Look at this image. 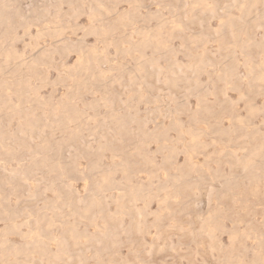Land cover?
<instances>
[{"label": "rangeland", "instance_id": "1", "mask_svg": "<svg viewBox=\"0 0 264 264\" xmlns=\"http://www.w3.org/2000/svg\"><path fill=\"white\" fill-rule=\"evenodd\" d=\"M133 1L0 0V264H264V0Z\"/></svg>", "mask_w": 264, "mask_h": 264}, {"label": "bare ground", "instance_id": "2", "mask_svg": "<svg viewBox=\"0 0 264 264\" xmlns=\"http://www.w3.org/2000/svg\"><path fill=\"white\" fill-rule=\"evenodd\" d=\"M203 1H204V0H198L197 3H199V4H203ZM205 1H206V0H205ZM211 1H213V0H211ZM1 2H2V0H1ZM175 2H176V1H175ZM180 2H181V0H180ZM253 2H254V1H253ZM256 3H257V2H256ZM183 4H184V1H183ZM253 4H254V3H253ZM132 5H133L134 8L137 9V8H139L140 3H139L138 0H134L133 3H132ZM157 5H158V4H157ZM185 5H186V3H185ZM215 5H216V3H215ZM251 5H252V4H251ZM254 5H255V4H254ZM195 6H198V4H197V5L195 4ZM212 6H213V5H212ZM240 6H241V5H240ZM226 7H227V6H226ZM242 7H243V5H242ZM181 8H182V7H181ZM181 8H180V9H181ZM184 8H185V7H184ZM213 8H214V7H213ZM217 8H219V7H217ZM244 8H245V6H244ZM169 9H170V8H169ZM177 9H178V8H177ZM215 9H216V8H215ZM117 10H118V9H117ZM141 10H142V9H141ZM170 10H171V9H170ZM182 10H183V9H181V11H182ZM184 10H185V9H184ZM184 10H183V11H184ZM199 10H200V9H199ZM213 10H214V9H213ZM213 10H211V11H213ZM242 10H243V9H241V11H242ZM160 11H161V10H160ZM160 11H159V12H160ZM244 11H245V9H244ZM247 11H248V8H247ZM251 11H252V10H251ZM154 12H155V11H154ZM167 12H168V11H167ZM198 12H199V11H198ZM203 12H204V11H202V13H203ZM157 13H158V12H157ZM173 13H175V11H174ZM182 13H183V12H182ZM185 13H186V12H185ZM205 13H207V12H205ZM186 14H187V13H186ZM230 14H231V13H230ZM154 15H156V14H154ZM162 15H163V14H162ZM173 15H175V14H173ZM183 15H184V14H183ZM228 15H229V14H228ZM254 15H255V14H254ZM150 16H151V15H150ZM240 16H241V15H240ZM242 16H243V15H242ZM248 16H249V15H248ZM146 17H147V16H146ZM150 18H151V17H150ZM170 18H171V17H170ZM176 18H177V17H176ZM233 18H234V19H237V18H235V17H233ZM239 18H240V17H239ZM258 18H259V17H258ZM161 19H162V18H161ZM161 19H160V20H161ZM172 19H173V18H172ZM176 20H177V19H176ZM176 20H175V21H176ZM239 20H240V19H239ZM63 21H64V20H63ZM177 21H179V19H178ZM241 21H242V20H241ZM188 22H189V21H188ZM260 22H261V21H260ZM145 23H146V20H145ZM176 23H177V22H176ZM191 23H192V22H191ZM237 23H238V22H237ZM159 24H163V22H162V23H159ZM255 25H257V24H255ZM147 26H148V25H147ZM162 26H163V25H162ZM165 26H166V25H165ZM61 27H62V25L59 24V23H55V24H53V25H49V24H47V25L44 26L40 31H44V30L47 31V32L49 31V33H50L51 35H54V34H58V33H59V30H60ZM144 27H145V26H144ZM157 27H159L158 24H157ZM157 27H156V28H157ZM166 27H167V26H166ZM253 27H254V26H253ZM147 28H148V27H147ZM149 28H150V27H149ZM149 28H148V29H149ZM154 28H155V27H154ZM169 28H170V27H169ZM178 28H180V26H179ZM182 28H183V27H182ZM234 28H235V27H234ZM234 28H233V29H234ZM236 28H237V27H236ZM131 29H132V28H131ZM135 29H136V28H135ZM148 29H147V30H148ZM150 29H151V28H150ZM157 29H158V28H157ZM185 29H186V28H185ZM61 30H62V29H61ZM137 30H138V29H137ZM142 30H143V29H142ZM161 30H162V29H161ZM208 30H209V29H208ZM238 30H240V29H236V31H238ZM242 30H243V27L241 26V31H242ZM157 31H158V30H157ZM157 31H156V32H157ZM171 31H172V30H171ZM175 31H177V30H175ZM203 31H205V30H203ZM246 31H247V30H246ZM86 32H87V30H86ZM149 32H150V34H151V31H148V33H149ZM173 32H174V31H173ZM187 32H188V31H187ZM233 32H234V31H233ZM238 32H240V31H238ZM87 33H88V32H87ZM90 33H91V32H90ZM153 33H154V32H153ZM157 33H158V32H157ZM162 33H163V31H162ZM188 33H189V32H188ZM208 33H209V32H208ZM208 33H207V34H208ZM227 33H229V32H227ZM47 34H48V33H47ZM144 34H145V33H144ZM154 34H155V33H154ZM158 34H159V33H158ZM165 34H166V33H165ZM168 34H169V33L167 32V35H168ZM186 34H187V33H186ZM192 34H193V33H192ZM204 34H206V33H204ZM248 34H249V33H248ZM152 35H153V34H152ZM152 35H151V36H152ZM156 35H157V34H156ZM181 35H182V34H181ZM188 35H189V34H188ZM190 35H191V33H190ZM202 35H203V34H202ZM211 35H212V34H211ZM231 35H232V34H231ZM236 35H237V34H236ZM145 36H146V35H145ZM162 36H163V35H161V37H159V38H162ZM169 36H170V34H169ZM178 36H179V35H178ZM186 36H187V35H186ZM203 36H204V35H203ZM205 36L207 37V35H205ZM208 36H209V35H208ZM226 36H228V35H226ZM249 36H250V34H249ZM54 37H55V36H54ZM129 37H130V36H129ZM152 37L154 38V36H152ZM157 37H158V36H157ZM176 37H177V36H176ZM183 37H184V35H183ZM192 37H193V36H191V38H192ZM211 37H212V36H211ZM228 37H229V36H228ZM236 37H237V36H236ZM239 37H240V36H239ZM246 37H248V36H247V33H246ZM52 38H53V37H52ZM149 38H150V36H149ZM167 38H168V37H167ZM167 38H166V40L168 41L169 38H168V39H167ZM185 38H186V37H185ZM188 38H190V36H189ZM191 38H190L189 40H193V39H191ZM208 38H209V37H208ZM213 38H214V37H213ZM249 38H250V37H249ZM127 39H128V41H129V39L132 40L131 38H126V39H124V40L126 41ZM154 39H155V38H154ZM179 39H180V38H179ZM194 39H195V37H194ZM203 39H204V38H203ZM243 39H244V37H243ZM34 40H35V38H34ZM117 40H118V39H117ZM149 40H151V39H149ZM149 40H148V41H149ZM159 40H160V39H159ZM186 40H187V38H186ZM200 40H201V39H200ZM248 40H249V39H248ZM128 41H126V42L128 43ZM137 41H138V40H137ZM137 41L134 42V43H137ZM143 41H144V40H143ZM145 41H147V39H145ZM148 41H147V42H148ZM156 41L158 42V40H156ZM170 41L172 42V39H170ZM181 41H182V39H180V44L182 43ZM202 41H203V40H202ZM221 41H222V40H221ZM226 41H228V40H227V37H226V40H225V41H224V40L222 41V42L224 43V46H225ZM250 41H251V40H250ZM250 41H248V42H250ZM132 42H133V40H132ZM198 42H199V41H198ZM120 43H121V42H120ZM127 43H126V44H127ZM129 43H130V42H129ZM155 43H156V42H155ZM185 43H186V41H185ZM192 43L194 44L195 42H192ZM54 44H55V43H54ZM141 44H142V43H141ZM144 44H145V42H144ZM161 44H162V43H161ZM164 44H165V42H164ZM186 44H187V43H186ZM199 44L202 45V43H200V42H199ZM230 44H231V43H230ZM237 44L240 45L239 43H237ZM242 44H244V43L242 42ZM242 44H241V45H242ZM33 45H34V44H33ZM33 45H32V46H33ZM96 45H97V44H96ZM111 45L114 47V44H111ZM135 45H136V44H135ZM152 45H153V44H152ZM157 45H159V44H155V46H157ZM182 45H185L184 42L182 43ZM220 45H221V44H220ZM226 45H227V44H226ZM241 45H240V46H241ZM38 46H39V45H38ZM129 46H131V45H129ZM129 46H128V47H129ZM136 46H137V45H136ZM140 46H141V45H140ZM149 46H150V45H149ZM194 46H196V44H195ZM194 46H193V47H194ZM199 46H200V45H199ZM222 46H223V45H221L220 47L223 48L224 46H223V47H222ZM233 46H236V45H233ZM248 46H249V45H248ZM92 47H93V46H92ZM120 47H121V46H120ZM142 47H144V46H142ZM142 47H141V49H142ZM193 47L191 48V46H190L191 51H192ZM202 47H203V46H202ZM236 47H237V46H236ZM259 47H261V46H259ZM38 48H39V47H38ZM76 48H77V46H76ZM106 48H107V46H106ZM187 48H188V51H189V54H190V50H189L190 48H189V47H187ZM187 48H186V49H187ZM199 48H200V47H199ZM199 48H198V49H199ZM227 48L229 49V47H227ZM227 48L225 47V48H223V49H227ZM51 49H52V48H51ZM104 49H105V48H104ZM128 49H129V48H128ZM138 49H139V47H138ZM195 49H196V48H195ZM200 49H202V48H200ZM239 49H240V48H239ZM41 50H42V49H41ZM97 50H98V49H97ZM124 50H125V49H124ZM130 50H131V49H130ZM169 50H170V49H169ZM240 50H241V49H240ZM242 50H243V48H242ZM245 50H246V48H245ZM82 51H83V50H82ZM95 51H96V50H95ZM128 51H129V50H127V52H128ZM138 51H139V50H138ZM170 51H171V50H170ZM203 51H204V50H203ZM228 51H229V50H228ZM233 51H234V50H232V52H233ZM260 51H261V50H260ZM262 51H263V49H262ZM78 52H79V50H78ZM86 52H87V51H86ZM89 52H90V51H89ZM132 52H133V51H132ZM186 52H187V51H186ZM192 52H193V51H192ZM246 52H247V51H246ZM92 53H93V51H92ZM203 53H204V55H205L206 52H203ZM203 53H202L200 56H202ZM262 53H263V52H262ZM35 54H36V53H35ZM40 54H41V53H40ZM40 54L37 55L38 58H40V56H39ZM77 54H78V53H77ZM87 54H88V53H87ZM124 54H125V52H124ZM198 54H199V53H198ZM229 54H230V53H229ZM229 54H228V55H229ZM44 55H45V54H44ZM49 55H50V53H49ZM89 55H90V54H89ZM122 55H123V54H122ZM170 55H171V54H170ZM170 55H169V56H170ZM79 56H80V55H79ZM123 56H124V55H123ZM130 56H131V55H130ZM169 56H167V57H169ZM194 56H195V55H194ZM231 56H232V55H231ZM231 56H230V57H231ZM259 56H260V55H259ZM124 57H125V56H124ZM196 57L198 58V55H197ZM38 58H37V59H38ZM50 58H51V57H50ZM82 58H84V57H82ZM87 58H88V57H87ZM108 58H110V57H108ZM133 58H134V57H133ZM154 58H155V57H154ZM191 58H193V57H191ZM197 58H196L195 60H199V59H197ZM202 58H203V57H202ZM231 58H232V57H231ZM243 58H245V57H243ZM253 58H254V57H253ZM259 58H260V57H259ZM16 59H19V60L21 61L20 58H16ZM22 59H23V58H22ZM33 59H34V58H33ZM43 59H44V58H43ZM155 59H156V58H155ZM158 59H159V57H158ZM203 59H204V58H203ZM249 59H251V56H250ZM40 60H41V59H40ZM91 60H92V59H91ZM111 60H112V59H111ZM133 60H134V59H133ZM135 60H136V57H135ZM246 60H247V59H246ZM260 60H262V59H260ZM10 61H11V60H9V62H10ZM137 61H138V60H137ZM206 61H207V58H206ZM208 61H209V60H208ZM3 62H4V61H3ZM34 62H35V61H34ZM116 62H117V60H116ZM157 62H158V61H157ZM189 62H190V61H189ZM192 62H193V61H192V59H191V63H192ZM194 62H196V61H194ZM237 62H238V61H237ZM245 62H246V64H247V61H245ZM5 63H6V62H5ZM27 63H28V62H27ZM135 63H136V61H135ZM147 63H148V62H147ZM196 63H197V62H196ZM200 63H201V62H200ZM204 63H205V62H202V64H204ZM220 63H221V62H220ZM227 63H228V62H227ZM227 63H226V65H227ZM243 63H244V62H243ZM256 63H257L258 65H260L259 62H256ZM263 63H264V60H263ZM21 64H22V63H21ZM122 64H123V63H122ZM124 64H125V63H124ZM145 64H146V62H145ZM154 64H155V63H154ZM171 64H172V63H171ZM198 64H199V62H198ZM224 64H225V62H224ZM11 65H12V64H11ZM28 65H29V64H28ZM136 65H137V64H136ZM190 65H191V64H189L188 66H190ZM194 65H195V64H194ZM194 65H193V66H194ZM209 65H210V64H209ZM244 65H245V64H244ZM262 65H263V64H262ZM262 65H261V66H262ZM9 66H10V65H9ZM15 66H17V64H16ZM121 66H122V65H121ZM124 66H125V65H124ZM138 66H139V65H138ZM201 66H202V65H201ZM204 66H205V64H204ZM216 66H217V65H216ZM227 66H230L229 63H228ZM248 66H249V65H248ZM255 66H256V64H255ZM255 66H254V67H255ZM5 67H6V66H5ZM5 67H4V68H5ZM29 67H30V66H29ZM29 67H28V68H29ZM122 67H123V66H122ZM126 67H127V66L124 67L125 70L127 69ZM225 67H226V66H225ZM14 68H15V67H14ZM16 68H22V66H21V67H16ZM24 68H25V67H24ZM129 68H130V66H129ZM197 68H198V67H197ZM197 68H196V69H197ZM202 68H203V66H202ZM222 68H223V70H224V66H223ZM248 68H249V67H248ZM255 68H256V67H255ZM32 69H33V68H32ZM37 69H38V67H37ZM133 69H134V68H133ZM133 69H132V70H133ZM170 69H171V68H170ZM190 69H191V66H190ZM199 69H200V68H199ZM199 69H198V70H199ZM205 69H206V68H205ZM219 69H221V68H219ZM227 69H228V68H227ZM20 70H21V69H20ZM27 70H28V69H27ZM119 70H120V69H119ZM125 70H124V71H125ZM127 70H128V69H127ZM129 70H131V69H129ZM134 70H137V69H134ZM198 70H197V71H198ZM201 70H203V69H201ZM201 70H200V71H201ZM217 70H218V69H217ZM217 70H216V71H217ZM246 70H247V69H246ZM253 70H254V69H253ZM256 70H259V69H258V66H257V69H255V72H256ZM260 70H261V69H260ZM117 71H118V70H117ZM122 71H123V69H122ZM169 71H170V70H169ZM172 71H173V69H172ZM193 71H194V70H193ZM224 71H225V70H224ZM18 72H21V71L18 70ZM40 72H41V71H40ZM125 72H126V71H125ZM127 72H128V71H127ZM134 72H135V71H134ZM142 72H143V71H142ZM147 72H148V71H147ZM147 72H143V73L145 74V73H147ZM188 72H189V71H188ZM191 72H192V71H191ZM198 72H199V71H198ZM219 72H221V70H220ZM222 72H223V71H222ZM14 73H15V72H14ZM22 73H23V71H22ZM25 73H26V72H25ZM121 73H122V72H121ZM129 73H130V72H129ZM174 73H175V72H174ZM213 73H214V72H213ZM233 73H234V72H233ZM260 73H261V72H260ZM260 73H259V71H258V74H257V75H259ZM19 74H20V73H19ZM41 74H42V72H41ZM175 74H176V73H175ZM222 74H223V73H222ZM228 74H229V73H228ZM248 74H249V73H248ZM261 74H262V73H261ZM20 75H21V74H20ZM104 75H105V74H104ZM119 75H120V73H119ZM119 75H118V76H119ZM139 75H140V74H139ZM176 75H177V74H176ZM257 75H256V76H257ZM26 76H27V75H26ZM36 76H37V75H36ZM42 76H43V75H42ZM118 76H116V77H118ZM141 76H142V75H141ZM143 76H144V75H143ZM219 76H220V75H219ZM230 76H234V75L230 74ZM256 76H255V77H256ZM259 76H260V77H263V76H261V75H259ZM175 77H176V76H175ZM178 77H179V76H178ZM251 77H252V76H251ZM253 77H254V75H253ZM18 78H19V77H18ZM18 78H17V79H18ZM22 78H23V77H22ZM26 78H27V77H26ZM141 78H142V77H141ZM166 78H167V77H166ZM172 78H174V76H173ZM222 78H225V76H222ZM227 78H228V77H227ZM247 78H248V77H247ZM247 78H246V79H247ZM257 78H258V77H257ZM109 79H110V78H108V81H109ZM111 79H112V78H111ZM122 79H123V78H122ZM132 79H133V78H132ZM138 79H139V78H138ZM144 79H145V78H144ZM167 79H168V78H167ZM174 79H175V78H174ZM192 79H193V78H192ZM214 79H215V77H214ZM236 79H237V78H236ZM255 79H256V78H255ZM255 79H254V80H255ZM28 80H29V77H28ZM28 80H27V81H28ZM77 80H78V79H77ZM142 80H143V79H142ZM216 80H217V82H218V79H216ZM242 80H243V79H242ZM249 80H250V79H249ZM252 80H253V79H252ZM257 80H258V79H257ZM259 80L262 82V81L264 80V78H263V80H262V78H260ZM259 80H258V81H259ZM24 81H25V79H24ZM24 81H23V82H24ZM29 81H31V80H29ZM40 81H41V79H40ZM42 81H43V79H42ZM42 81H41V82H42ZM75 81H76V80H75ZM75 81H74V82H75ZM104 81H105V80H104ZM137 81H138V80H137ZM137 81L135 80V82H137ZM176 81H178V80H176ZM219 81H220V80H219ZM225 81H227V79H226ZM246 81H247V80H246ZM109 82H110V81H109ZM120 82H122V81H120ZM168 82H169V81H168ZM174 82H175V81H174ZM221 82H222V84H223V81H221ZM228 82H229V80H228ZM234 82H235V81H234ZM239 82H240V81H239ZM244 82H245V81H244ZM244 82H243V83H244ZM4 83H5V82H4ZM6 83H7V82H6ZM103 83H104V82H103ZM107 83H108V82H107ZM107 83H106V85H107ZM197 83H198V82H197ZM225 83H227V82H225ZM230 83H231V82H230ZM240 83H241V82H240ZM250 83H251V82H250ZM252 83H253V82H252ZM256 83H257V82H256ZM1 84H2V83H1ZM23 84H24V83H23ZM199 84H200V83H199ZM254 84H255V83H254ZM263 84H264V83H263ZM20 85H22V84L20 83ZM101 85H102V84H101ZM103 85H104V84H103ZM139 85H140V84H139ZM174 85H176V83H175ZM232 85H233V82H232ZM247 85H249V87L251 86L250 84H247ZM25 86H26V84H25ZM27 86H28V85H27ZM72 86H73V85H72ZM149 86H150V85H149ZM254 86H255V85H254ZM254 86H252V87H254ZM263 86H264V85H263ZM23 87H24V86H23ZM83 87H84V86H83ZM108 87H109V86H108ZM108 87H107V88H108ZM139 87H141V86H139ZM191 87H192V86H191ZM193 87H194V86H193ZM197 87H198V86H197ZM197 87H196V88H197ZM224 87H225V86H224ZM226 87H227V86H226ZM242 87H243V86H242ZM255 87H256V86H255ZM261 87H262V86H261ZM103 88H104V86H103ZM188 88H189V87H188ZM188 88H187V89H188ZM198 88H199V87H198ZM220 88H221V87H220ZM222 88H223V87H222ZM250 88H251V87H250ZM259 88H260V87H259ZM203 89H204V88H203ZM214 89H215V88H214ZM224 89H225V88H224ZM245 89H246V88H245ZM245 89H244V87H243L242 90L244 91ZM252 89H253V88H252ZM252 89H251V90H252ZM82 90H83V89H82ZM107 90H108V89H107ZM107 90H106V91H107ZM149 90H150V88H149ZM240 90H241V89H240ZM249 90H250V89H249ZM253 90H254V89H253ZM261 90L264 91V89H261ZM22 91H23V90H22ZM25 91H26V90H25ZM25 91H24V92H25ZM141 91H142V90H141ZM151 91H152V90H151ZM194 91H195V90H194ZM194 91L192 90V92H190V93H193ZM220 91H221V90H220ZM223 91H224V90H223ZM199 92H201V91H199ZM203 92H204V91H203ZM246 92H247V91H246ZM30 93H31V92H30ZM30 93H29V94H30ZM37 93H38V92H37ZM138 93H139V92H138ZM141 93H142V92H141ZM241 93H242V92H241ZM241 93H239V94L241 95ZM243 93H244V92H243ZM152 94H153V92H152ZM205 94H207V92H206V88H205ZM36 95H37V94H36ZM202 95H203V94L201 93V96H202ZM105 96H106V95H105ZM136 96H138V95L136 94ZM198 96H199V95H198ZM33 97H34V96H33ZM153 97H154V96H153ZM240 97H241V96H240ZM242 97H244V94H243ZM102 98H103V97H102ZM131 98H132V97H131ZM134 98H135V97H134ZM154 98H156V97H154ZM34 99H35V98H34ZM34 99H33V100H34ZM38 99H39V98H38ZM96 99H97V97H96ZM185 99H186V98H185ZM98 100H99V99H98ZM100 100H101V99H100ZM104 100H105V98H104ZM141 100H142V99H141ZM11 101H12V100H11ZM11 101H10V102H11ZM38 101H39V100H38ZM67 101H68V100H67ZM96 101H97V100H96ZM105 101H106V100H105ZM131 101H132V100H131ZM177 101H178V100H177ZM205 101H206V100H205ZM6 102H8V101H6ZM57 102H58V101H57ZM60 102H61V101H60ZM179 102H180V101H179ZM14 103H15V102H14ZM101 103H102V102H101ZM103 103H104V102H103ZM199 103H200V102H199ZM202 103H203V101H202ZM45 104H46V103H45ZM45 104H43V106H44ZM55 104H56V103H55ZM67 104H68V103H67ZM31 105H32V104H31ZM95 105H96V104H95ZM202 105H203V104H202ZM209 105H210V104H208L207 106L210 108L212 104H211L210 106H209ZM249 105H250V104H249ZM10 106H11V105H10ZM12 106H13V105H12ZM38 106H39V105H38ZM128 106H129V105H128ZM175 106H176V105H175ZM13 107H14V106H13ZM40 107H41V105H40ZM173 107H174V106H173ZM197 107H198V106H197ZM3 108H4V107H3ZM3 108H2V109H3ZM201 108H202V107L197 108V110H198V109H201ZM226 108H227V107H226ZM248 108H251V107L248 106ZM255 108H256V107H255ZM43 109H44V107H43ZM177 109H178V108H177ZM202 109H205V107L202 108ZM212 109H213V108H212ZM231 109H232V108H231ZM173 110L175 111V108H174ZM208 110H209V109L207 108L206 113L208 112ZM210 110H211V109H210ZM42 111H43V110H42ZM45 111H46V110H45ZM174 111H172V112H174ZM250 111H251V110H250ZM253 111H254V110H253ZM253 111H252V112H253ZM26 112H27V111H26ZM193 112L196 113L197 111L194 110ZM193 112H192V113H193ZM23 113H24V112H23ZM49 113H50V112H49ZM192 113H189V115L192 114ZM194 113L192 114V116L194 115ZM202 113H204V112H202V110H201V113H200V114H202ZM206 113H205V114H206ZM12 114H13V113H12ZM26 114H27V113H26ZM200 114H198V116H200ZM209 114H210V113H208V115H209ZM27 115H28V114H27ZM171 115H172V114H171ZM176 115H177V114H176ZM192 116H191V117H192ZM23 117H25V115H23ZM31 117H32V116H31ZM35 117H36V116H35ZM115 117H116V116H115ZM193 117H194V116H193ZM249 117H250V116H249ZM189 118H190V117H189ZM199 118H200V117H199ZM29 119H30V118H29ZM171 119H172V118H171ZM171 119H170V120H171ZM173 119H174V118H173ZM190 119H191V118H190ZM203 119H205V118H203ZM248 119H249V118H248ZM248 119H247V121H248ZM194 120H195V119H194ZM48 121H50V120H48ZM48 121H47V122H48ZM52 121H53V120H52ZM55 121H56V120H55ZM118 121H119V120H118ZM120 121H121V120H120ZM173 121H174V120H173ZM189 121H190V120H189ZM206 121H208V120H206ZM90 122H91V121H90ZM95 122H96V120H95ZM197 122H200L199 119L197 120ZM209 122H210V121H209ZM212 122H213V121H212ZM179 123H180V122H179ZM207 123H208V122H207ZM213 123H214V122H213ZM213 123H210V124L212 125ZM235 123H236V121L234 122V124H235ZM178 125H179V124H178ZM218 125H219V124H218ZM173 126H174V125H173ZM173 126H172V128H173ZM176 126H177V125H176ZM176 126H174V127H176ZM180 126H181V123H180ZM208 126H209V125H208ZM214 126H215V125H214ZM181 127H182V126H181ZM241 127H242V126H241ZM177 128H178V127H177ZM207 128H208V127H207ZM215 128H216V127H215ZM242 128H243V127H242ZM251 128H252V126H251ZM183 129L186 130L187 127L183 128ZM210 129H211V128H210ZM216 129H217V128H216ZM229 129H230V128H229ZM231 129H232V128H231ZM245 129H246V128H245ZM162 130H163V129H162ZM218 130H219V129H218ZM249 130H250V129H249ZM255 130H256V129H255ZM18 131H19V130H18ZM80 131H81V130H80ZM183 131H184V130H183ZM190 131H191V130H190ZM203 131H204V130H203ZM227 131H228V129H227ZM15 132H16V131H15ZM24 132H25V130H24ZM74 132H75V130H74ZM155 132H156V131H155ZM191 132L194 133V130H192ZM243 132H244V131H243ZM254 132H255V131H254ZM3 133H4V132H3ZM75 133H76V132H75ZM156 133H157V132H156ZM182 133H183V132H182ZM186 133L191 134L190 132H186ZM195 133H196V131H195ZM208 133H210V131H209ZM221 133H222V132H221ZM255 133H256V132H255ZM259 133H260V132H259ZM4 134H5V133H4ZM15 134H16V133H15ZM164 134H165V133H164ZM256 134H257V133H256ZM13 135H14V134H13ZM197 135L199 136L198 133H197ZM201 135H202V134H201ZM220 135H221V134H220ZM223 135H224V134H223ZM225 135H226V134H225ZM258 135H259V134H258ZM16 136H17V134H16ZM76 136H77V135H76ZM182 136H184V135H182ZM186 136H187V139H188V138H189L188 135H186ZM235 136H236V135H235ZM235 136H234V137H235ZM7 137H8V136H7ZM22 137H23V136H22ZM150 137H151V135H150ZM245 137H246V136H245ZM251 137H252V136H251ZM251 137H249V138H251ZM254 137H255V136H253V138H254ZM9 138H10V137H9ZM17 138H18V137H17ZM157 138H158V136H157ZM163 138H164V137H163ZM41 139H42V138H41ZM144 139H145V138H143V140H144ZM220 139H221V138H220ZM220 139L217 140V141H220ZM259 139H260V138H259ZM263 139H264V138H263ZM6 140H7V139H6ZM68 140H69V139H68ZM176 140H177V139H176ZM201 140H202V139H201ZM228 140H229V139H228ZM17 141H18V140H17ZM71 141H72V140H71ZM140 141H141V140H140ZM221 141H222V140H221ZM242 141L244 142V140H242ZM251 141H252V140H251ZM104 142H106V141H104ZM180 142H181V141H180ZM259 142H261V140H259ZM5 143H6V141H5ZM144 143H145V142H144ZM184 143H185V142H184ZM225 143H227V142H225ZM254 143H255V142H254ZM6 144H7V143H6ZM20 144H21V143H20ZM40 144H41V143H40ZM43 144H44V143H43ZM102 144H103V143H102ZM165 144H166V143H165ZM168 144H169V143H168ZM251 144H252V142H251ZM256 144H257V142H256ZM3 145H4V144H3ZM59 145H60V144H59ZM138 145H139V144H138ZM174 145H175V144H174ZM183 145H184V144H183ZM185 145H186V144H185ZM244 145H245V144H244ZM262 145H263V144H262ZM20 146H21V145H20ZM22 146H23V145H22ZM161 146H162V145H161ZM186 146H187V145H186ZM225 146H226V145H225ZM50 147H51V146H50ZM50 147H48V148H50ZM54 147H55V146H54ZM62 147H63V146H62ZM137 147H138V146H137ZM164 147H166V145H165ZM173 147H174V146H172L171 149H172ZM196 147H197V146H196ZM221 147H222V146H221ZM221 147H220V148H221ZM245 147H246V146H245ZM249 147H250V145H249ZM23 148H24V147H23ZM229 148H230V146H229ZM257 148H258V147H257ZM12 149H13V148H12ZM12 149H11V147H10V150H9V151H11ZM20 149H21V147H20ZM51 149H52V148H51ZM51 149H50V151H51ZM61 149H62V148H60L59 150L61 151ZM182 149L185 150L184 147H183ZM187 149H188V148H187ZM218 149H219V148H218ZM252 149H253V148H252ZM0 150H1V148H0ZM15 150H16V149H15ZM103 150H104V149H103ZM168 150H169V148H168ZM191 150H193V149L191 148ZM191 150L189 149L190 153H191ZM258 150H259V149H257L256 151H258ZM18 151H19V150H18ZM22 151H23V150H22ZM41 151H42V150H41ZM169 151H170V150H169ZM242 151H243V150H242ZM247 151H249V150H247ZM256 151H255V152H256ZM6 152H7V150H6ZM37 152H38V151H37ZM53 152H54V150H53ZM55 152H57V149H56ZM192 152H193V151H192ZM229 152H230V151H229ZM233 152H234V151H233ZM243 152H246V151H243ZM249 152H250V151H249ZM253 152H254V151H253ZM18 153H19V152H18ZM38 153H39V152H38ZM41 153H42V152H41ZM139 153H141V152L139 151ZM9 154H10V153H9ZM9 154H8V155H9ZM135 154H136V153H135ZM142 154H143V153H142ZM142 154H141V155H142ZM187 154H188V153H187ZM230 154H231V153H230ZM232 154H233V153H232ZM232 154L229 155V156H231V158L233 157ZM256 154H257V153H256ZM256 154H254V155L256 156ZM261 154H262V153H261ZM3 155H4V154H3ZM3 155H2V156H3ZM5 155H6V154H5ZM8 155H7V157H8ZM61 155H62V154H60V156H61ZM136 155H138V154H136ZM188 155H189V154H188ZM225 155H227V153H226ZM40 156H41V155H40ZM49 156H50V155H49ZM97 156H98V155H97ZM142 156H143V155H142ZM191 156H192V155H191ZM257 156H259V155H257ZM12 157H13V156H12ZM42 157H44V155H42ZM46 157H47V156H46ZM122 157H123V156H122ZM167 157H168V156H167ZM234 157H235V156H234ZM243 157H244V155H243ZM36 158H37V156H36ZM38 158H39V157H38ZM95 158H96V156H95ZM168 158H170V157H168ZM262 158H264V157H262ZM3 159L5 160V158H3ZM51 159H53V158H51ZM62 159H63V158H62ZM4 160H3V161H4ZM6 160H7V159H6ZM8 160H9V159H8ZM32 160H33V159H32ZM34 160H36V159H34ZM40 160H41V159H40ZM40 160H39V164L42 163V161L40 162ZM53 160H54V159H53ZM53 160H52V161H53ZM236 160H237V159H236ZM262 160H264V159H262ZM262 160H261V161H262ZM1 161H2V160H1ZM37 161H38V160H37ZM244 161H245V160H244ZM6 162H8V161H6ZM59 162H60V161H59ZM248 162H251V159H250L249 161L247 160L246 163H248ZM122 163H123V162H122ZM237 163H239V162H237ZM240 163H241V162H240ZM253 163H255V162H253ZM253 163H251V164H253ZM1 164H2V162H1ZM4 164H5V163H4ZM43 164H44V163H43ZM52 164H53V163H52ZM96 164H97V163H96ZM98 164H99V163H98ZM190 164H191V163H190ZM190 164H189V165H190ZM193 164H195V163H193ZM241 164H243V163H241ZM251 164H249V165H251ZM31 165H32V164H31ZM31 165H30V167H32ZM33 165H35V164H33ZM54 165H55V164H54ZM261 165H262V164H260V166H261ZM37 166H38V165H37ZM40 166H42V165H40ZM40 166H39V167H40ZM62 166H64V165L62 164ZM197 166H198V165H197ZM199 166H200V165H199ZM243 166H244V164H243ZM35 167H36V166H35ZM53 167H54V166H53ZM116 167H118V166L116 165ZM123 167H124V165H123ZM123 167H121V169H122ZM125 167H126V165H125ZM244 167H245V166H244ZM254 167H255V166H254ZM254 167H253V168H254ZM20 168H21V167H20ZM63 168H65V167H63ZM114 168H115V167L112 168L113 171L116 169V168H115V169H114ZM202 168H203V166H202ZM246 168H247V167H246ZM246 168H245V169H246ZM3 169H4V168H3ZM13 169H14V168H13ZM54 169H55V168H54ZM60 169H61V168H60ZM112 169H111V170H112ZM117 169H119V168H117ZM247 169H249V168H247ZM259 169H260V168H259ZM22 170H23V169H21V171H22ZM55 170H56V169H55ZM104 170H105V169H104ZM104 170H102V171L104 172ZM126 170H130V169L127 168ZM195 170H196V169H195ZM250 170H251V169H250ZM254 170H255V169H254ZM256 170H257V169H256ZM261 170H262V169H261ZM16 171H17V170H16ZM18 171H19V169H18ZM18 171H17V172H18ZM24 171H26V170H24ZM122 171H123V170H122ZM124 171H125V170H124ZM257 171H258V170H257ZM19 172H20V171H19ZM107 172H109V171H107ZM195 172H196V171H195ZM199 172H200V171H199ZM203 172H204V171H203ZM207 172L209 173V171H207ZM105 173H106V172H105ZM192 173H193V172H192ZM204 173H205V172H204ZM208 173H207V174H208ZM251 173L253 174V172H251ZM255 173H258V172H255ZM13 174H14V173H13ZM13 174H12V175H13ZM18 174H19V173H18ZM210 174H211V173H210ZM263 174H264V172H263ZM16 175H17V174H16ZM57 175H58V174H57ZM184 175H185V174H184ZM186 175H187V174H186ZM257 175H259V174H257ZM177 176H179V175H177ZM21 177H22V176H21ZM24 177H25V174H24ZM106 177H107V176H106ZM184 177H185V176H184ZM192 177H193V176H192ZM225 177H226V176H225ZM236 177H237V176H236ZM236 177H234V180H235ZM243 177H246V176H243ZM14 178H15V177H14ZM16 178H19V177H16ZM59 178H60V177H59ZM59 178H58V179H59ZM61 178H62V177H61ZM104 178H105V177H104ZM174 178L176 179L177 177H174ZM195 178H197V177H195ZM231 178H232V176H231ZM254 178H255V176H254ZM254 178H253V179H254ZM258 178H259V176H258ZM21 179H22V178H21ZM23 179H24V178H23ZM108 179H109V178H108ZM55 180H56V179H55ZM59 180H60V179H59ZM59 180H58V181H59ZM62 180H63V179H62ZM105 180H106V179H105ZM105 180H104V181H105ZM180 180H181V179H180ZM190 180H191V179H190ZM190 180H189V182H190ZM194 180H195V179H194ZM197 180H198V179H197ZM200 180H201V179H200ZM226 180H227V179H226ZM226 180H225V181H226ZM251 180H252V179H251ZM258 180H259V179H258ZM16 181H17V180H16ZM175 181H176V180H175ZM181 181H182V180H181ZM228 181H229V180H228ZM252 181H253V180H252ZM14 182H15V179H14ZM100 182H101V181H100ZM132 182H133V181H132ZM254 182H255V180H254ZM258 182H259V181H258ZM130 183H131V182H130ZM184 183H185V182H184ZM223 183H224V182H223ZM228 183H229V182H228ZM234 183H236V182L234 181ZM56 184H58V183H56ZM69 184H70V183H69ZM69 184H68V185H69ZM100 184H102V183H100ZM106 184H107V183H106ZM113 184H114V183H113ZM135 184H136V183H135ZM172 184H173V183H172ZM186 184H188V183H186ZM256 184H257V181H256ZM12 185H13V184H12ZM50 185H51V184H50ZM107 185H108V184H107ZM170 185H171V184H170ZM175 185H176V184H175ZM251 185H252V184H251ZM52 186H53V184H52ZM102 186H103V185H102ZM102 186H101V187H102ZM109 186H110V185H109ZM109 186H107V187H109ZM254 186H255V185H254ZM0 187H1V186H0ZM9 187H10V186H9ZM182 187H183V186H182ZM228 187H230V186H228ZM228 187H225V188L229 189ZM251 187H252V186H251ZM251 187H250V188H251ZM13 188H14V187H13ZM54 188H55V187H54ZM97 188H98V187H97ZM105 188H106V187H105ZM128 188H129V187H128ZM139 188H140V187H138V189H139ZM177 188H179V187H177ZM99 189H100V188H99ZM133 189H134V188H133ZM173 189H174V188H173ZM10 190H11V189H10ZM92 190H93V189H92ZM96 190H97V189H96ZM100 190H101V189H100ZM123 190H124V189H123ZM134 190H136V189H134ZM134 190H133V191H134ZM143 190H144V189H143ZM167 190H168V189H167ZM171 190H172V188H171ZM55 191H56V190H55ZM55 191H54V192H55ZM58 191H60V190H58ZM145 191H146V189H145ZM227 191H228V190H227ZM120 192L122 193V191H120ZM128 192H129V191H128ZM100 193H101V191H100ZM134 193H135V192H134ZM4 194H5V193H4ZM95 194H96V193H95ZM140 194H141V193H140ZM140 194H139V195H140ZM172 194L174 195L173 192H172ZM55 195H56V194H55ZM57 195H58V194H57ZM92 195H93V194H92ZM123 195H124V194H123ZM141 195H142V194H141ZM61 196H62V195H61ZM96 196H98V195H96ZM121 196H122V195H121ZM133 196H134V194H133ZM168 196H169V195H168ZM2 197H4V196H2ZM7 197H8V196H7ZM56 197H57V196H56ZM59 197H60V196H59ZM101 197H102V196L100 195V197H97V198L100 199ZM4 198H5V197H4ZM162 198H164V197H162ZM236 198H237V196H236ZM236 198H235V200H237ZM46 199H47V198H46ZM69 199H70V198H69ZM94 199H96V197H94ZM94 199H93V200H94ZM149 199H150V198H149ZM0 200H1V199H0ZM3 200H4V199H3ZM57 200H58V199H57ZM96 200H97V199H96ZM116 200H117V198H116ZM123 200H124V199H123ZM126 200H127V199H126ZM163 200H164V199H163ZM58 201H59V200H58ZM58 201H57V202H58ZM100 201H102V200H100ZM0 202H1V201H0ZM44 202H45V201H44ZM59 202H60V201H59ZM59 202H58V203H59ZM90 202H91V200H90ZM94 202H95V201H94ZM98 202H99V201H98ZM102 202H103V201H102ZM126 202H127V201H126ZM126 202H124V203H126ZM63 203H65V202H63ZM99 203H100V202H99ZM161 203H162V202H161ZM59 204H60V203H59ZM92 204H93V203H92ZM101 204H102V203H101ZM118 204H119V203H118ZM118 204H116V205H118ZM121 204L123 205V203H121ZM1 205H2V204H1ZM3 205H4V204H3ZM52 205H53V204H52ZM68 205H69V201H68ZM125 205H126V204H125ZM167 205H168V204H167ZM5 206H6V205H5ZM85 206H86V205H85ZM100 206H101V205H100ZM1 207H2V206H1ZM92 207H93V206H92ZM94 207H95V206H94ZM94 207H93V208H94ZM130 207H131V206H130ZM168 207H169V206H168ZM6 208H7V206H6ZM163 208H164V207H163ZM166 208H167V207H166ZM166 208H165V209H166ZM218 208H219V207H218ZM0 209H1V208H0ZM2 209H3V208H2ZM71 209H72V208H71ZM90 209H91V208H90ZM96 209H97V207H96ZM96 209H95V210H96ZM127 209H129V208L127 207ZM72 210H73V209H72ZM86 210H87V209H86ZM0 211H1V210H0ZM9 211L11 212V210H9ZM12 211H13V210H12ZM70 211H71V210H70ZM218 211H219V210H218ZM6 212H7V211H6ZM50 212H51V211H50ZM52 212H53V211H52ZM88 212H89V211H88ZM216 212H217V211H216ZM3 213H4V212H3ZM13 213H14V212H13ZM13 213H12V214H13ZM73 213H74V212H73ZM83 213H84V212H83ZM208 213H209V212H208ZM7 214H8V213H7ZM34 214H35V213H34ZM50 214H51V213H50ZM71 214H72V213H71ZM77 214H78V213H77ZM77 214H76V215H77ZM81 214H82V213H81ZM41 215H42V214H41ZM48 215H49V214H48ZM48 215H47V216H48ZM57 215H58V214H57ZM59 215H61V213H60ZM83 215H84V214H82V216H83ZM86 215H87V214H86ZM96 215H97V214H96ZM211 215H212V214H210L209 216H211ZM8 216H9V215H8ZM29 216H30V215H29ZM49 216H50V215H49ZM61 216H62V215H61ZM73 216H74V215H73ZM73 216H72V217H73ZM112 216H114V215H112ZM215 216H216V214H215ZM0 217H1V216H0ZM9 217H10V216H9ZM9 217H8V218H9ZM50 217H51V216H50ZM83 217H84V216H83ZM55 218H56V217H55ZM73 218H74V217H73ZM102 218H103V217H102ZM204 218H205V217H204ZM5 219H6V218H5ZM42 219H43V217H42ZM42 219H41V220H42ZM47 219H50V218L47 217ZM56 219H57V218H56ZM63 219H65V218H63ZM63 219H61V220H63ZM11 220H12V219H11ZM36 220H38V219L36 218ZM44 220H46V219L44 218ZM58 220H59V219H58ZM65 220L68 221V219H65ZM203 220H204V219H203ZM67 221H64V222L66 223ZM76 221H77V220H76ZM204 221H205V220H204ZM204 221H203V224H204ZM31 222H32V221H31ZM39 222H40V221H39ZM45 222H46V221H45ZM54 222H55V221H54ZM68 222H69V221H68ZM72 222H73V221H72ZM92 222H93V220H92ZM92 222H91V223H92ZM94 223H95V222H94ZM8 224H9V223H8ZM8 224H7V225H8ZM18 224H19V223H18ZM41 224H42V223H41ZM43 224H45V223L43 222ZM43 224H42V225H43ZM61 224H64V223H61ZM66 224H67V223H66ZM95 224H96V223H95ZM106 224H107V223H106ZM203 224H202V225H203ZM14 225H15V224H14ZM29 225H30V224H29ZM33 225H34V224H33ZM45 225H47V224H45ZM54 225H55V224H54ZM96 225H97V224H96ZM10 226H11V225H10ZM56 226H57V225H56ZM59 226H60V225H59ZM75 226H76V225H75ZM97 226H100V225H97ZM97 226H96V227H97ZM140 226H141V225H140ZM140 226H139V227H140ZM200 226H201V224H200ZM12 227H13V226H11V228H12ZM27 227H28V225H27ZM30 227H31V225H30ZM41 227H43V226H41ZM106 227H108V226H106ZM253 227H254V226H253ZM5 228H7V227H5ZM31 228H32V227H31ZM31 228H30V229H31ZM47 228H48V227H47ZM60 228H61V227H60ZM140 228H141V227H140ZM197 228H198V227H197ZM203 228H204V227H203ZM64 229H65V228H64ZM101 229H103V228L101 227ZM4 230L7 231L8 229H4ZM48 230H49V229H45V231H48ZM75 230H76V229H75ZM6 231H5V232H6ZM28 231H29V230H28ZM43 231H44V230H43ZM43 231H42V232H43ZM7 232H8V231H7ZM42 232H41V233H42ZM71 232H72V231H71ZM71 232H70V233H71ZM32 233H33V232H32ZM38 233H39V232H38ZM47 233H49V232H47ZM62 233H63V230H62ZM70 233H69V234H70ZM76 233H77V232H76ZM0 234H1V233H0ZM7 234H8V233H7ZM29 234H30V233H29ZM44 234H45V233H44ZM36 235H37V234H36ZM36 235H35V236H36ZM45 235H46V234H45ZM49 235H50V234H49ZM70 235H71V234H70ZM206 235H207V233H206ZM208 235H209V234H208ZM0 236H2V235H0ZM4 236H5V235H3V240H4ZM25 236H26V235H25ZM46 236H47V235H46ZM61 236H62V235H61ZM76 237H77V236H76ZM210 237H211V236H210ZM6 238H7V237H6ZM6 238H5V239H6ZM35 238H36V237H35ZM47 238H48V237H47ZM72 238H73V237H72ZM0 239H1V238H0ZM49 239H50V237H49ZM24 240H26V239H24ZM34 240L37 241L36 239H34ZM213 240H214V239H213ZM8 241H9V240H8ZM29 241H30V240H29ZM4 242H6V240H5ZM61 242H63V241L61 240ZM64 242H66V241H64ZM76 242H77V241H76ZM215 242H216V241H215ZM1 243H2V242H1ZM33 243H34V242H33ZM66 243H67V242H66ZM77 243H79V242H77ZM9 244H10V243H9ZM22 244H23V243H22ZM30 244H32V241H30ZM35 244H36V243H35ZM60 244H61V243H60ZM12 245H14V244H12ZM37 245H38V244H37ZM0 246H1V245H0ZM4 246H5V245H4ZM9 246H11V245H9ZM65 246H66V245H65ZM162 246H163V245H162ZM27 247H28V246H26V248H27ZM61 247L64 248V245L61 246ZM1 248H2V246H1ZM30 248H31V247H30ZM43 248H44V247L42 246V249H43ZM63 248H62V249H63ZM4 249L6 250V247H4V248L2 249L3 252H0V254H1V253H4ZM13 249H14V248H13ZM39 249H40V251H41V247H40ZM62 249H60V250H62ZM157 249H158V248H157ZM16 250H17V249H16ZM37 250H38V249H37ZM63 250H64V249H63ZM65 250H66V249H65ZM9 251H10V250H9ZM13 251H14V250H13ZM136 251H137V250H136ZM14 252L17 253V251H14ZM30 252H32V250L29 251V253H30ZM61 252H62V251H61ZM68 252H69V251H68ZM68 252H67V253H68ZM24 253H25V251H24ZM27 253H28V252H27ZM29 253H28V254H29ZM55 253H56V252H55ZM67 253H66V254H67ZM8 254H10V253H8ZM25 254H26V253H25ZM28 254H26V255H28ZM17 255H18V254H17ZM29 255H31V254H29ZM57 255H58V254H57ZM60 255H61V254H59V256H60ZM77 255L80 256V254H77ZM81 255H82V254H81ZM7 256H8V255H7ZM53 256L56 257V258L59 257V256H55L54 254H53ZM65 256H67V255H65ZM5 257H6V256H5ZM5 257H4V259H5ZM60 257H62V256H60ZM259 257H260V256H259ZM12 258H13V257H12ZM15 258H16V257H15ZM225 258H226V257H225ZM225 258H224V259H225ZM1 259H2V258L0 257V260H1ZM60 259H61V258H60ZM228 259H229V258H228ZM6 260H7V259H6ZM9 260H10V259H9ZM12 260H15V259H12ZM16 260H17V258H16ZM225 260H226V259H225ZM1 261H2V260H1ZM229 261H231V260H229ZM8 262H10V261H8ZM229 263H230V262H229ZM129 264H130V263H129ZM233 264H234V263H233Z\"/></svg>", "mask_w": 264, "mask_h": 264}]
</instances>
